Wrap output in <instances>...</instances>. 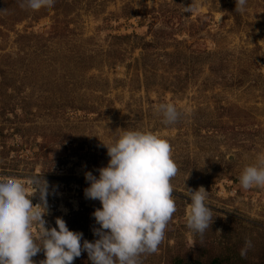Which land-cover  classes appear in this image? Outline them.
I'll return each instance as SVG.
<instances>
[{
	"label": "rangeland",
	"instance_id": "1",
	"mask_svg": "<svg viewBox=\"0 0 264 264\" xmlns=\"http://www.w3.org/2000/svg\"><path fill=\"white\" fill-rule=\"evenodd\" d=\"M22 3L0 0V175L47 182L45 226L61 217L81 243L98 238L91 214L101 205L85 198L84 174L106 166L103 143L120 131H150L170 145L175 212L141 264H172L198 242L264 264V186L238 179L264 154V0L243 12L235 0ZM161 103L181 113L175 123H163ZM199 187L211 210L203 233L186 226L188 189ZM89 262L82 251L73 264Z\"/></svg>",
	"mask_w": 264,
	"mask_h": 264
},
{
	"label": "clouds",
	"instance_id": "2",
	"mask_svg": "<svg viewBox=\"0 0 264 264\" xmlns=\"http://www.w3.org/2000/svg\"><path fill=\"white\" fill-rule=\"evenodd\" d=\"M54 0H23L32 10L51 7ZM247 0H235V11H245ZM185 11L192 12L190 5ZM157 111L163 123H175L181 113L172 103H161ZM103 143V142H102ZM110 158L106 166L84 174L86 199L98 200L100 207L91 214L98 227L92 242L83 233L72 231L61 217L55 227H46L47 182L41 176L29 177L28 185L14 175H0V264H34L31 259L43 251L40 264H73L81 252L91 264H141V257L157 251L164 230L175 212L171 178L176 165L169 143L156 133L125 129L111 143H103ZM243 189L264 186V154L246 165L239 177ZM39 192L40 202L31 197ZM203 187L188 189L186 226L203 233L209 226L211 210ZM251 248L245 240L240 249L244 257Z\"/></svg>",
	"mask_w": 264,
	"mask_h": 264
},
{
	"label": "trees",
	"instance_id": "3",
	"mask_svg": "<svg viewBox=\"0 0 264 264\" xmlns=\"http://www.w3.org/2000/svg\"><path fill=\"white\" fill-rule=\"evenodd\" d=\"M172 264H239L236 261L233 263V259H221L220 255H217L216 250L211 249V246L201 245L198 242L196 248H189L187 252L181 253V251L173 256L171 259ZM91 264V261L89 262Z\"/></svg>",
	"mask_w": 264,
	"mask_h": 264
}]
</instances>
